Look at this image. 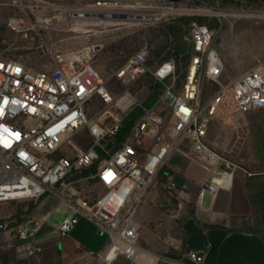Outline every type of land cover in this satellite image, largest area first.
I'll return each instance as SVG.
<instances>
[{
	"label": "built area",
	"instance_id": "1",
	"mask_svg": "<svg viewBox=\"0 0 264 264\" xmlns=\"http://www.w3.org/2000/svg\"><path fill=\"white\" fill-rule=\"evenodd\" d=\"M117 6L113 0H98L91 9L95 13L79 15L117 18L121 14L114 13ZM7 25L24 38L32 39L37 31V24L22 16L10 17ZM213 40L206 24L189 23L192 55L180 85L174 59L151 70L146 48L131 54L113 78L136 82L148 75L162 89L150 105L135 104L126 112L114 105L97 69V42L70 53L49 52L52 67L41 70L0 53V204L35 202L54 195L69 208L58 226L60 236H66L80 219L107 236L106 250L97 257L100 264H111L118 257L128 264H143V255L151 258L147 263H153L157 257L137 244L136 216L153 189L162 195L160 202L173 206L169 217L179 218L183 203L177 183L167 172L174 152L206 172L199 195L228 190L237 172H247L239 156L247 130L239 119L247 111L264 108V61L232 80H223L225 66ZM204 83L210 86L206 96H202ZM92 104L101 108L90 117ZM212 122L229 129L222 149L207 139ZM81 131L86 140L75 142ZM94 164L95 172L82 175ZM89 181L99 189L86 199L78 185ZM8 226L0 221V231ZM34 234L32 226L18 231L23 240ZM166 243L173 247L176 239L169 237ZM24 249L29 256L41 252L32 241ZM186 256L192 264L204 259L196 251Z\"/></svg>",
	"mask_w": 264,
	"mask_h": 264
},
{
	"label": "crops",
	"instance_id": "2",
	"mask_svg": "<svg viewBox=\"0 0 264 264\" xmlns=\"http://www.w3.org/2000/svg\"><path fill=\"white\" fill-rule=\"evenodd\" d=\"M239 124L247 130L242 148L247 172H237L228 190L199 195L206 172L180 156L170 158L168 178L177 183V196L183 203L179 218L169 217L173 206L160 202L162 195L153 189L137 213L139 228L146 233L137 244L157 257L151 264H192L188 251L203 254L201 264H264V108L243 113ZM228 135L229 129L210 123L207 139L211 144L222 149ZM198 173L204 174L199 184L195 178ZM84 184L78 185L80 190L85 189ZM33 203L32 208L29 202L0 204V218L10 224L0 231V264H100L97 257L106 250V235L80 219L62 237L58 226L69 215L68 206L51 194ZM24 226L35 228L32 239L18 237ZM169 237L176 239L173 247L166 243ZM30 241L41 248L37 255L29 256L25 251ZM140 260L150 264L151 258L143 255ZM111 264L128 262L118 257Z\"/></svg>",
	"mask_w": 264,
	"mask_h": 264
},
{
	"label": "rangeland",
	"instance_id": "3",
	"mask_svg": "<svg viewBox=\"0 0 264 264\" xmlns=\"http://www.w3.org/2000/svg\"><path fill=\"white\" fill-rule=\"evenodd\" d=\"M96 1L98 0H44L38 3L34 0H0V53L4 57L16 58L33 69L41 70L52 67L49 52L70 53L88 42H97L100 45L97 69L106 81L114 105L121 112H126L135 104H151L152 92L147 84L149 76L146 75L136 82H128L113 78V72L131 54L142 48L147 49L151 70L161 63L166 56L162 48L167 40L159 28L174 18L204 17L207 19V26L217 23L216 28L210 29L214 33L213 47L225 66L223 80H232L258 61H264V1L258 7L246 6L244 0H239L240 4L236 6L219 7L198 4L201 0H181L177 3L170 0H113L118 5L114 13L140 14L146 18L130 21L120 17L100 18L106 24H99L97 20L100 19L96 16L87 19L78 14L95 13L91 9H94L92 6ZM156 10H167L170 13L161 16ZM14 16H22L28 22L37 24V31L31 34L32 39L24 38L9 29L7 21ZM121 40L122 47L111 52L109 47ZM188 46L191 52L190 43ZM184 72L185 68L182 66L177 80L181 79ZM209 87L207 85L206 92ZM100 108L92 104L88 109L89 116H94ZM85 137V132L81 131L74 137V141L79 142ZM242 148L243 146L239 156L243 158ZM175 157H179L177 152L172 154V158ZM203 176V173L196 175L197 184ZM83 186L85 189H79L80 193L91 198L99 189L90 181ZM204 201H208L207 195ZM57 210L60 214L61 206ZM145 238V231L139 228L137 242ZM104 239L108 240L107 236Z\"/></svg>",
	"mask_w": 264,
	"mask_h": 264
},
{
	"label": "trees",
	"instance_id": "4",
	"mask_svg": "<svg viewBox=\"0 0 264 264\" xmlns=\"http://www.w3.org/2000/svg\"><path fill=\"white\" fill-rule=\"evenodd\" d=\"M264 0H244V5L246 6H254L258 7L263 3ZM198 4H207L213 6H236L240 4L239 0H201L197 2ZM197 21L201 24H206L207 19L204 17H194V16H181L178 18H174L170 20L169 23L161 26L159 31L164 35L167 40L166 45L162 48L165 52L166 56L162 61H166L169 59H174L177 65V73L180 72V68L183 66L186 68L189 58L192 55V47L191 52L189 51L188 46V25L191 21ZM209 28H216L217 23H211L208 25ZM124 41V40H123ZM122 47V40L118 44H113L109 47L111 52H115ZM185 73V72H184ZM182 81L184 79V75L181 77ZM181 79L177 80V85L182 83ZM148 88L152 92L151 103L156 100L158 97L162 86L158 83H155L151 77L147 79ZM206 88L207 84L204 83V87L202 89L203 96H206ZM126 130V126L122 128V130L118 133L117 137H121L123 131ZM86 140V137L84 138ZM97 164H94L90 169L84 171L82 175H87L96 171ZM30 207L32 208L34 203L29 202ZM0 221L7 222V220L0 218ZM10 226V224H9ZM170 255H175V252L169 253Z\"/></svg>",
	"mask_w": 264,
	"mask_h": 264
},
{
	"label": "water",
	"instance_id": "5",
	"mask_svg": "<svg viewBox=\"0 0 264 264\" xmlns=\"http://www.w3.org/2000/svg\"><path fill=\"white\" fill-rule=\"evenodd\" d=\"M181 0H170V2L172 3H177V2H180ZM120 18H124V19H128L129 21L130 20H133V19H138L140 18L141 16L139 14H120L119 15ZM136 17V18H135Z\"/></svg>",
	"mask_w": 264,
	"mask_h": 264
},
{
	"label": "bare ground",
	"instance_id": "6",
	"mask_svg": "<svg viewBox=\"0 0 264 264\" xmlns=\"http://www.w3.org/2000/svg\"><path fill=\"white\" fill-rule=\"evenodd\" d=\"M157 11V10H156ZM158 13H160L161 14V16H164V15H166V14H168V13H170L169 11H167V10H160V11H157ZM79 14V13H78ZM140 15V14H139ZM141 17L140 18H138V19H144V18H146L145 16H143V15H140ZM136 18V17H135ZM151 18V17H150ZM100 19V18H99ZM137 19V18H136ZM134 20V19H133ZM139 20V21H140ZM149 20V19H148ZM154 20V19H153ZM152 21V20H151ZM97 22H99V24L101 23V24H106L107 22L104 20V19H100L99 21L97 20ZM81 27H83V26H81ZM85 32V31H84ZM87 32V31H86Z\"/></svg>",
	"mask_w": 264,
	"mask_h": 264
}]
</instances>
